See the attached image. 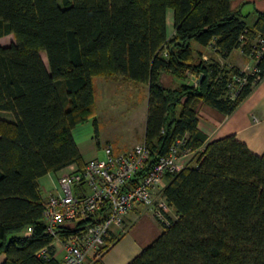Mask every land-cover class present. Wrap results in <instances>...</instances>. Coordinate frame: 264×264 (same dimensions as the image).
Returning a JSON list of instances; mask_svg holds the SVG:
<instances>
[{
  "label": "trees",
  "instance_id": "trees-1",
  "mask_svg": "<svg viewBox=\"0 0 264 264\" xmlns=\"http://www.w3.org/2000/svg\"><path fill=\"white\" fill-rule=\"evenodd\" d=\"M257 11L249 25L231 0H0V37L15 38L0 44V110L13 115L0 116L1 264L58 263L38 254L53 239L41 220L39 178L84 164L72 129L97 113L99 76L148 84L144 142L153 159L179 139L185 148L203 146L195 164L168 174L163 187L177 218L160 223L161 235L127 264H264V154L235 135L208 142L196 109L204 101L231 113L264 76V50L259 71L234 97L231 81L245 72L204 59L192 44L222 57L235 48L250 55L264 41V11ZM191 74L203 77L195 83Z\"/></svg>",
  "mask_w": 264,
  "mask_h": 264
},
{
  "label": "built area",
  "instance_id": "built-area-1",
  "mask_svg": "<svg viewBox=\"0 0 264 264\" xmlns=\"http://www.w3.org/2000/svg\"><path fill=\"white\" fill-rule=\"evenodd\" d=\"M256 45L250 56L255 64L245 74H237L231 81L235 97L248 81L249 73L258 72L256 65L264 50V41ZM197 83L198 76L191 74ZM260 79L257 74L254 81ZM179 139L166 154L151 157L150 148L139 142L130 148L116 151L113 144L105 146L103 158L94 157L82 166H74L59 177V192L44 199L42 223L52 241L40 248L44 258L56 256V244L63 249L57 264H94L100 259L113 237L112 226L121 224L125 215L142 204L152 206L156 220L169 226L172 222L170 204L163 194L162 181L168 174L179 172L187 164L181 161L185 154L195 156L197 150L183 147ZM27 226L25 234L32 233Z\"/></svg>",
  "mask_w": 264,
  "mask_h": 264
},
{
  "label": "crops",
  "instance_id": "crops-1",
  "mask_svg": "<svg viewBox=\"0 0 264 264\" xmlns=\"http://www.w3.org/2000/svg\"><path fill=\"white\" fill-rule=\"evenodd\" d=\"M233 8H240L246 15L244 20L249 24H255L258 18V11H264V0H231ZM167 23L169 33L173 32V10L167 12ZM196 51H200L204 59L211 56L217 58L222 64L236 65L242 70H249L254 64L250 55L245 54L241 48H235L227 57H222L216 53L211 45H201L192 42ZM165 83L175 84L167 74L162 75ZM192 79V77H191ZM97 113L78 123L72 134L80 150L83 162L94 158L105 156V145L113 144L119 151L127 149L136 143L145 141L146 122L149 105L148 84L134 82L119 77H96L94 79ZM120 91L126 96L128 93L140 95L139 104L144 105L143 120L138 124V115L125 116L120 114V107H115V98ZM103 104H108L110 124L100 126L98 120V99ZM128 102V107L131 105ZM132 103V102H131ZM136 106V105H135ZM198 127L207 134V141H213L229 135H235L239 140L245 142L247 146L257 154H264V76L252 85L251 92L247 97L231 112L225 113L217 108L200 101L197 105ZM6 118H13L12 114L4 112L0 115ZM95 119L98 123V132L95 131ZM193 154H185L181 161L187 165L195 163ZM73 163L57 171H51L39 178L40 191L43 199L51 193L59 192V177L77 166ZM169 181L168 175L162 181L164 187ZM170 214L177 218V213L171 207ZM114 243L105 251L101 257L102 264H127L136 257L147 245L152 243L163 232V226L159 224L153 214L152 206L142 204L132 208L124 217L121 224L114 223L112 226ZM6 255L0 253V264ZM61 258V257H60Z\"/></svg>",
  "mask_w": 264,
  "mask_h": 264
},
{
  "label": "rangeland",
  "instance_id": "rangeland-1",
  "mask_svg": "<svg viewBox=\"0 0 264 264\" xmlns=\"http://www.w3.org/2000/svg\"><path fill=\"white\" fill-rule=\"evenodd\" d=\"M15 42V38H14V35L13 34H8V35H5V36H2L0 37V44L1 45H10L11 43ZM194 43L196 41H193ZM42 53V57L44 59V61L47 63V57H46V54L45 52H41ZM178 81V80H177ZM141 100L140 98V95L137 94L136 96L133 95L132 93H128L126 96L123 95V93L120 91L119 95L115 98V107L119 108L120 107V114H123V106L125 107L124 109V114L125 116H135V115H138V124L141 123V121L143 120V112H144V105L142 104H139V101ZM127 101H130L129 104L131 105V108H129L127 110V107H128V102ZM132 102V103H131ZM136 105V106H135ZM109 108H112L109 106V103L106 105V104H103L101 99L99 98L98 99V120L99 121V124L100 126L103 127V130L106 126H108L111 122L109 120ZM4 112H7L9 114H12L10 111H3V110H0V115H3ZM106 146V145H105ZM104 157V156H103ZM102 157V158H103ZM195 164V163H194ZM193 164V165H194ZM160 224V223H159ZM162 226V225H161ZM63 254V249H62V246L60 244H56V256L58 258H60Z\"/></svg>",
  "mask_w": 264,
  "mask_h": 264
},
{
  "label": "water",
  "instance_id": "water-1",
  "mask_svg": "<svg viewBox=\"0 0 264 264\" xmlns=\"http://www.w3.org/2000/svg\"><path fill=\"white\" fill-rule=\"evenodd\" d=\"M202 77H203V74H201L196 80H197V82H200L201 81V79H202Z\"/></svg>",
  "mask_w": 264,
  "mask_h": 264
}]
</instances>
